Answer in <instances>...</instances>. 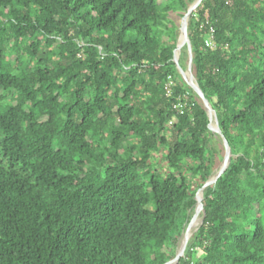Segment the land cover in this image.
Segmentation results:
<instances>
[{
    "label": "trees",
    "instance_id": "16d2710c",
    "mask_svg": "<svg viewBox=\"0 0 264 264\" xmlns=\"http://www.w3.org/2000/svg\"><path fill=\"white\" fill-rule=\"evenodd\" d=\"M194 1L0 0V264L176 256L225 153L173 62ZM188 34L232 159L178 264H264V0H203Z\"/></svg>",
    "mask_w": 264,
    "mask_h": 264
},
{
    "label": "water",
    "instance_id": "95a60500",
    "mask_svg": "<svg viewBox=\"0 0 264 264\" xmlns=\"http://www.w3.org/2000/svg\"><path fill=\"white\" fill-rule=\"evenodd\" d=\"M202 2H203V0H195L192 3V5L188 8L186 14L181 19L180 28H179L180 29L179 39L183 38V41H182V44L177 43L176 49L174 50L173 62L175 63L177 71L181 75L183 80L195 92V94L200 98L201 102L203 103L204 109H205L207 116L209 118L208 128L215 135V137L221 141V143L224 147L225 153H224V157H223L221 165L219 166L218 170L215 172L216 173L215 176L209 178V180L206 181V183L203 185V187L197 191L196 196H195L196 208L194 211V215H193L190 223L188 224L186 230L189 229L190 225L193 223V221L196 219V217L198 216L199 213H202V215H203L201 224L203 223V220L205 218V209H204V205L202 202L203 198H199V194L201 192H203L204 189H206L210 185H213L216 183V181L224 174L225 170L230 165V162L232 159L231 148L229 146L227 139L225 138L223 132L221 131V129L219 127V122H218V119L216 116V112L213 109L209 100L206 98L204 92L200 88V86H199V84H198V82H197V80L193 74V71H192L193 53H192V46H191V42H190L189 34H188V22H189V18L192 15V13L196 11V9L201 5ZM178 42H179V40H178ZM184 46L187 47L188 61H189L188 66L186 68H183L181 66L180 55H178V53L181 54V49ZM213 116L215 117L216 128H214L212 126ZM198 229H199V227L196 229L195 232H197ZM189 240H190L189 238L186 239L183 247L180 250H177L176 256L172 260H170L169 262H173L174 264L179 263L180 259L185 255V251L187 249ZM169 262H167V263H169Z\"/></svg>",
    "mask_w": 264,
    "mask_h": 264
},
{
    "label": "rangeland",
    "instance_id": "374dc122",
    "mask_svg": "<svg viewBox=\"0 0 264 264\" xmlns=\"http://www.w3.org/2000/svg\"><path fill=\"white\" fill-rule=\"evenodd\" d=\"M192 5V4H191ZM175 19V21L177 22V24H179V27H180V23H181V19L182 18H174ZM178 40H179V38H178ZM177 43H178V41H177ZM186 48V46H184L182 49H181V54H180V57H181V55L184 53V58L186 59V67L188 66V52H187V50L185 49ZM186 55V56H185ZM12 59H14V58H12ZM164 154V151H161L160 153H157L156 155H155V157H154V163H155V165H156V169L157 170H159L160 172H165L166 170H167V163H166V161L164 160V158H163V155ZM218 170V169H217ZM217 170H215V172L217 171ZM215 172L213 173V175L215 174ZM212 175V176H213ZM190 179V182L192 183V185L194 186V188H196L197 189V186H198V181H196V180H193L192 178H189ZM201 215H202V213H199V215L196 217V219L199 221V219H200V217H201ZM187 229V228H186ZM190 230V229H189ZM185 232H187V231H185ZM180 240V239H179ZM178 248H179V243H178V247H177V250H178ZM176 253H177V251H176Z\"/></svg>",
    "mask_w": 264,
    "mask_h": 264
},
{
    "label": "bare ground",
    "instance_id": "6f19581e",
    "mask_svg": "<svg viewBox=\"0 0 264 264\" xmlns=\"http://www.w3.org/2000/svg\"><path fill=\"white\" fill-rule=\"evenodd\" d=\"M182 41H183V38H181V39H179V44H182ZM178 55H180V53H178ZM212 126L214 127V128H216V121H215V117L213 116V118H212ZM216 174V173H215ZM215 174L212 176V177H214L215 176ZM202 193V192H201ZM201 193L199 194V198H201ZM199 215V214H198ZM201 222H202V216L200 217V219H199V221L193 226V228H191L190 230H188L187 232H184L183 233V235L181 236V240H179V248H178V250H180L182 247H183V245L185 244V241H186V239L187 238H191L192 237V235L194 234V232L196 231V229L198 228V227H200V224H201ZM167 264H174L173 262H169V263H167Z\"/></svg>",
    "mask_w": 264,
    "mask_h": 264
},
{
    "label": "built area",
    "instance_id": "2783aa9c",
    "mask_svg": "<svg viewBox=\"0 0 264 264\" xmlns=\"http://www.w3.org/2000/svg\"><path fill=\"white\" fill-rule=\"evenodd\" d=\"M213 35H214V31L211 30L209 32V37L207 38V40L205 41V45L208 48H212L213 47V43H212V39H213ZM165 90L170 93L171 92V82L167 83L165 86ZM187 105V103H183V102H178V104L174 105V109H177L180 113H183V108ZM173 123L170 122L169 126H171Z\"/></svg>",
    "mask_w": 264,
    "mask_h": 264
}]
</instances>
